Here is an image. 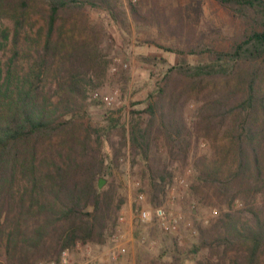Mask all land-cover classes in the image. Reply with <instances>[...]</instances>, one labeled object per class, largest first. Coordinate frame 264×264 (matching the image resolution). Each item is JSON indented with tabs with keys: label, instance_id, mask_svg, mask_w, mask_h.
I'll use <instances>...</instances> for the list:
<instances>
[{
	"label": "trees",
	"instance_id": "1",
	"mask_svg": "<svg viewBox=\"0 0 264 264\" xmlns=\"http://www.w3.org/2000/svg\"><path fill=\"white\" fill-rule=\"evenodd\" d=\"M214 1L239 23L230 44L194 47L207 57L170 67L145 123L128 128L107 112L101 142L86 103L106 59L85 16L94 7L115 14L117 0H0V49L12 43V55L0 58V264H61L79 242L104 243L123 201L99 178L129 145L150 159L161 136L169 157L146 163L160 205L173 160L189 155L195 132L224 138L222 163L201 168L198 190L220 213L198 226L207 253L195 264H264V0ZM192 94L203 103L190 129L182 111Z\"/></svg>",
	"mask_w": 264,
	"mask_h": 264
},
{
	"label": "rangeland",
	"instance_id": "2",
	"mask_svg": "<svg viewBox=\"0 0 264 264\" xmlns=\"http://www.w3.org/2000/svg\"><path fill=\"white\" fill-rule=\"evenodd\" d=\"M116 6L115 14L94 7L88 8L85 16L98 29L100 52L106 59L100 77L92 78L98 86H89L86 103L92 126L100 130L109 116L128 128L132 121L145 123L149 113L144 110L168 69L183 59L195 63L207 57L195 54L194 47H227L239 27L238 21L214 0H117ZM4 22L11 25L8 18ZM3 41L0 58L4 63L12 55V43ZM26 59L20 55L23 68ZM105 96L111 97V104ZM202 100V96L192 94L183 107L182 116L190 129L198 119ZM105 137L104 129L100 131L101 142ZM222 138L212 133L209 138L204 135L197 140L194 133L189 155L173 160L172 177L159 193L161 204L156 206L152 172L146 163H152L155 156L161 157L160 162L169 157L166 140L155 138L150 159L134 154L129 145L118 167L101 176L106 181L103 187L113 185L116 201H123L110 222L105 242H79L63 251L61 264H195L207 253L206 248L198 246V226L211 223L220 213L219 204L204 198L198 190L201 168L222 163ZM94 145L106 151L105 145ZM140 193H144L143 198ZM232 205L240 208L241 199L236 198ZM156 207H163L169 215H183L178 232L160 226L154 216ZM141 209L150 211V220H141ZM187 223L192 224L191 229Z\"/></svg>",
	"mask_w": 264,
	"mask_h": 264
},
{
	"label": "built area",
	"instance_id": "3",
	"mask_svg": "<svg viewBox=\"0 0 264 264\" xmlns=\"http://www.w3.org/2000/svg\"><path fill=\"white\" fill-rule=\"evenodd\" d=\"M135 1V0H133ZM99 93H96V96H98ZM105 100L111 104L112 100L110 96H105ZM140 198L144 197V193H140L139 195ZM216 213L217 211L214 210ZM139 216L141 220L143 221H148L151 219V213L150 211L146 209H141L139 211ZM154 216L159 222L160 226L168 232H178L180 229L181 222L183 221V215L182 214H176V215H169L166 213L165 209L163 207H156L154 211ZM122 219V218H121ZM187 227L191 229L192 224L187 223ZM65 252V251H64Z\"/></svg>",
	"mask_w": 264,
	"mask_h": 264
},
{
	"label": "water",
	"instance_id": "4",
	"mask_svg": "<svg viewBox=\"0 0 264 264\" xmlns=\"http://www.w3.org/2000/svg\"><path fill=\"white\" fill-rule=\"evenodd\" d=\"M105 179L103 177L99 178L98 185L100 188H102L105 185Z\"/></svg>",
	"mask_w": 264,
	"mask_h": 264
}]
</instances>
